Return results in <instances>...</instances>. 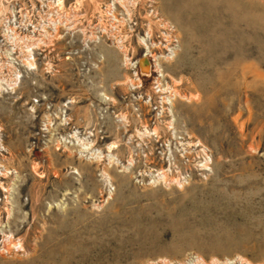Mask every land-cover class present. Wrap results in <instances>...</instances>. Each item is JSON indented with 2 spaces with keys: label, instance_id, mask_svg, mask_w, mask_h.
Here are the masks:
<instances>
[{
  "label": "rangeland",
  "instance_id": "374dc122",
  "mask_svg": "<svg viewBox=\"0 0 264 264\" xmlns=\"http://www.w3.org/2000/svg\"><path fill=\"white\" fill-rule=\"evenodd\" d=\"M0 264H264V0H0Z\"/></svg>",
  "mask_w": 264,
  "mask_h": 264
},
{
  "label": "bare ground",
  "instance_id": "6f19581e",
  "mask_svg": "<svg viewBox=\"0 0 264 264\" xmlns=\"http://www.w3.org/2000/svg\"><path fill=\"white\" fill-rule=\"evenodd\" d=\"M139 65L141 66V67H143L144 66V64H146V62H145V60L144 59H141V60H139Z\"/></svg>",
  "mask_w": 264,
  "mask_h": 264
}]
</instances>
